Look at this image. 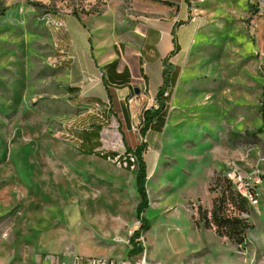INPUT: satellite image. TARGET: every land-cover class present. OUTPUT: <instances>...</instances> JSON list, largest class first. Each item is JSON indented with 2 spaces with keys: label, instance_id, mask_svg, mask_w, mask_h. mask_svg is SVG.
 <instances>
[{
  "label": "rangeland",
  "instance_id": "rangeland-1",
  "mask_svg": "<svg viewBox=\"0 0 264 264\" xmlns=\"http://www.w3.org/2000/svg\"><path fill=\"white\" fill-rule=\"evenodd\" d=\"M193 3L198 31L166 124L154 141L135 137L148 226L129 255L140 219L137 156L109 114L101 150L129 148L133 168L77 148L81 118L102 108L70 101L59 61L72 55L54 27L65 32L67 17L106 7L135 21L140 13L130 7L139 0H0V264H264V0ZM220 175L248 200L243 246L195 225L196 207H210L217 192L208 188ZM252 177L254 198L240 185Z\"/></svg>",
  "mask_w": 264,
  "mask_h": 264
},
{
  "label": "crops",
  "instance_id": "crops-1",
  "mask_svg": "<svg viewBox=\"0 0 264 264\" xmlns=\"http://www.w3.org/2000/svg\"><path fill=\"white\" fill-rule=\"evenodd\" d=\"M186 2L139 0V6L130 7L140 13L141 17L135 21L118 18L113 7H106L94 17L80 20L67 17L65 32H59L61 26L54 27L58 43L72 55L60 63L67 73L68 92L75 96L70 101L75 105L102 108L99 114H86L81 118L83 124L74 137L77 146L82 139L86 143L92 138L91 141L97 139L99 143L96 150H101L103 123L111 121L108 114L114 116L113 123L117 122L128 137L126 146L137 145L135 137L140 134L132 124L135 121L138 124L143 109H147L145 96L155 95L163 85L164 69L168 78L172 72L176 74L173 91L197 34L199 20L192 19ZM84 20L90 21V27ZM69 21L74 24L71 29ZM167 83L169 85L170 81ZM167 117L168 112L160 131L152 126L143 137L154 141Z\"/></svg>",
  "mask_w": 264,
  "mask_h": 264
},
{
  "label": "trees",
  "instance_id": "trees-1",
  "mask_svg": "<svg viewBox=\"0 0 264 264\" xmlns=\"http://www.w3.org/2000/svg\"><path fill=\"white\" fill-rule=\"evenodd\" d=\"M61 63V61L59 62ZM176 78V74L172 72L169 78L166 74L165 69L163 70V82L154 95L156 100L159 101L158 108L155 111H148L143 109L141 118L138 123L139 133L144 135L147 128L154 127L160 131L165 117L168 112L169 100L172 92L173 82ZM170 81L169 85L167 81ZM154 121L152 122V120ZM92 138L88 139L86 143H83V139L78 143L77 148L82 153L94 154L101 159H117L118 161H127L125 170H130L131 162L129 161L128 151L123 153H116L113 151L103 152L102 150H96L99 146L97 139L91 141ZM141 146L135 145L132 151L137 156V170L135 171V186L139 194V201L135 207L136 215L139 219V228L135 229L132 236H129L128 240L132 244L131 249L128 251L129 255L138 253L139 249L134 246L133 239L138 237L139 231L147 230L146 218L142 215L146 206L147 198L144 191V179H145V167L143 159L141 157ZM209 191H216L217 194L211 198L210 207L204 208L200 204L196 207L195 225L203 228L213 229L214 233L218 236L225 237L235 246H243L246 244V233L250 228L249 222H247L243 214H247V198L243 196L233 185L230 178L226 175L215 176L213 178L212 186H209ZM249 193L254 198V193L249 189Z\"/></svg>",
  "mask_w": 264,
  "mask_h": 264
},
{
  "label": "built area",
  "instance_id": "built-area-1",
  "mask_svg": "<svg viewBox=\"0 0 264 264\" xmlns=\"http://www.w3.org/2000/svg\"><path fill=\"white\" fill-rule=\"evenodd\" d=\"M183 2H186L189 5V9H190L189 11L192 13V19H195V20L198 21L199 18L197 16V14L195 13V10L196 9L194 7V3H193L194 1H192V0H183ZM146 99L148 100L147 110L148 111H155L158 108V106H159V104H158L159 101L156 100V98H155L154 95H150V94H147ZM135 131L139 133L138 128H136ZM139 136H140V139L142 140L141 135H139ZM130 155H132V153L128 152V156H129L128 159H129V161H130ZM117 162H118V164L120 166H122L124 168L127 165V161H125V160H123L121 162L117 160ZM132 168L133 167H131V165H130V169H132ZM251 182H257V178L256 177L255 178L252 177L251 179L245 181L243 184H240L241 186H244L245 190L248 191V194H249L248 184L251 183ZM111 262H117V261L114 260V259H111V258H91V259H82L80 261H77L76 264H109Z\"/></svg>",
  "mask_w": 264,
  "mask_h": 264
},
{
  "label": "bare ground",
  "instance_id": "bare-ground-1",
  "mask_svg": "<svg viewBox=\"0 0 264 264\" xmlns=\"http://www.w3.org/2000/svg\"><path fill=\"white\" fill-rule=\"evenodd\" d=\"M130 162H131V167H133L134 166V158H133V155H130ZM109 264H120V263H118V261L117 262H111V263H109ZM121 264H123V263H121Z\"/></svg>",
  "mask_w": 264,
  "mask_h": 264
}]
</instances>
